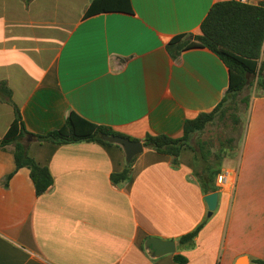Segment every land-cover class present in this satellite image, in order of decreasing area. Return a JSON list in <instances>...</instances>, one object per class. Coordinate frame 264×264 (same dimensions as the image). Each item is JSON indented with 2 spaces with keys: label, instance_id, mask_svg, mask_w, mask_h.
Wrapping results in <instances>:
<instances>
[{
  "label": "crops",
  "instance_id": "0c3cea01",
  "mask_svg": "<svg viewBox=\"0 0 264 264\" xmlns=\"http://www.w3.org/2000/svg\"><path fill=\"white\" fill-rule=\"evenodd\" d=\"M91 1L0 0V84L11 88L30 133L59 130L75 112L142 143L147 135L182 138L186 121L223 101L226 65L204 48L174 60L167 45L201 34L212 7L232 0H131L132 13L86 19ZM249 93L242 133L220 174L232 186L215 183L220 198L211 217L198 178L206 165L190 148L178 166L145 148L131 181L116 187L111 176L127 163L119 147L30 139L29 155L55 182L42 196L26 168L5 186L17 166L14 147L0 148V264H178L177 254L186 264L264 261V95L239 99ZM15 117L0 96V139ZM204 133L193 135L192 146L210 142ZM204 222L196 246L180 251L179 240ZM158 238L174 240L177 253L156 255L149 241Z\"/></svg>",
  "mask_w": 264,
  "mask_h": 264
},
{
  "label": "trees",
  "instance_id": "16d2710c",
  "mask_svg": "<svg viewBox=\"0 0 264 264\" xmlns=\"http://www.w3.org/2000/svg\"><path fill=\"white\" fill-rule=\"evenodd\" d=\"M32 0H25L30 3ZM132 13L131 0H92L85 18L105 13ZM201 34H183L173 38L167 45L171 57L176 60L184 52L196 48H204L213 52L228 68L230 76L229 89L223 101L211 113H202L196 119L188 120L184 126L182 138H172L166 135H147L143 140L144 147L159 154L170 156L173 164H180V155L185 148L195 152L196 163L202 159L205 167L198 173L202 189L205 194L218 191L217 177L222 172L223 161L233 150L234 139L229 138L220 142L216 152H213L212 142H198L192 146L193 135L204 133L217 120H224L230 114L235 127L241 126V105L249 106L252 94L239 99L240 95L255 90L257 95H264V62H261L264 49V1L258 5H250L241 1L232 0L219 2L210 10L200 28ZM12 90L7 83L0 84V96L4 97L15 109V121L3 139H0V148L7 149L13 146L12 152L16 160V172L7 177L5 186L8 187L13 176L21 169L30 170L36 193L42 196L54 187V178L50 170L40 166L29 155L30 139L38 143L56 145H74L81 143H100L107 146H117L103 140V135H115L130 138L106 126H96L89 120L72 112L65 125L46 135L30 133L23 121L20 108L12 101ZM134 142H140L130 138ZM125 152V151H124ZM127 162L125 169L111 176L114 186L121 187L132 179L134 165ZM206 222V221H205ZM205 222L192 233L179 240V250L186 251L196 246L198 237ZM178 264H186L187 259L180 254L175 255ZM257 264H264L256 260Z\"/></svg>",
  "mask_w": 264,
  "mask_h": 264
},
{
  "label": "water",
  "instance_id": "95a60500",
  "mask_svg": "<svg viewBox=\"0 0 264 264\" xmlns=\"http://www.w3.org/2000/svg\"><path fill=\"white\" fill-rule=\"evenodd\" d=\"M103 140L123 147L126 153L127 162H132L145 150L142 142H134L130 138L126 137L103 135ZM219 198L220 195L218 192L206 196L205 200L209 209V217H211L217 210ZM149 246L153 249L156 255L159 256L176 254L178 249L177 243L174 240H163L159 238L150 240Z\"/></svg>",
  "mask_w": 264,
  "mask_h": 264
},
{
  "label": "rangeland",
  "instance_id": "374dc122",
  "mask_svg": "<svg viewBox=\"0 0 264 264\" xmlns=\"http://www.w3.org/2000/svg\"><path fill=\"white\" fill-rule=\"evenodd\" d=\"M246 105H241V111L238 115L241 117V114L245 111ZM242 131L241 126L235 127L234 122L230 114L226 116L224 120H217L216 123L210 126L205 133L203 134L204 140H209L213 145L218 147L219 140H225L229 138H234L238 140Z\"/></svg>",
  "mask_w": 264,
  "mask_h": 264
},
{
  "label": "built area",
  "instance_id": "2783aa9c",
  "mask_svg": "<svg viewBox=\"0 0 264 264\" xmlns=\"http://www.w3.org/2000/svg\"><path fill=\"white\" fill-rule=\"evenodd\" d=\"M216 183L219 189H224L232 186V181L226 174L218 176Z\"/></svg>",
  "mask_w": 264,
  "mask_h": 264
}]
</instances>
